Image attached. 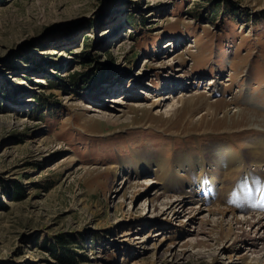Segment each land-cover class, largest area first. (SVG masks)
Returning a JSON list of instances; mask_svg holds the SVG:
<instances>
[{
  "label": "rangeland",
  "instance_id": "374dc122",
  "mask_svg": "<svg viewBox=\"0 0 264 264\" xmlns=\"http://www.w3.org/2000/svg\"><path fill=\"white\" fill-rule=\"evenodd\" d=\"M181 95L195 105L161 113ZM214 103L215 119L199 123ZM115 108L116 124L100 120ZM261 142L264 0H0V264H245L243 247L212 244L211 227L132 194L153 174L115 171L140 159L212 162L229 148L247 172L192 164L168 194L206 198L202 215L245 202L257 209L241 215L256 217L264 164L250 160ZM180 223L188 237L174 236Z\"/></svg>",
  "mask_w": 264,
  "mask_h": 264
},
{
  "label": "bare ground",
  "instance_id": "6f19581e",
  "mask_svg": "<svg viewBox=\"0 0 264 264\" xmlns=\"http://www.w3.org/2000/svg\"><path fill=\"white\" fill-rule=\"evenodd\" d=\"M185 96L189 97V95H181V98H182L181 100L180 99L177 100L173 98L171 103L165 102L163 100L162 101L163 103L159 106L163 107L164 113L161 112L162 108L157 109L158 110L157 113L161 112L162 114H166V115L171 114L172 116H175L176 113H178L179 111L181 112L183 111V109L185 108V105L186 106L188 105V107H193L195 105L196 98L191 97L186 100V99H183V97ZM215 105L216 103L208 105V108L205 111V115L199 118V121H198L199 123L203 122L207 118H210L213 120L215 119L216 117L215 116L216 115ZM136 108L143 110V105L136 106ZM116 112L118 113L122 111H120L118 108L116 111V108H115V111L109 114L101 113L100 120H102L105 123L116 124V122L118 121V117L115 114ZM234 114H236V116L239 119L244 118L245 116L244 114L240 112H235ZM227 115H228V111L224 115L222 114V117L223 116L225 117ZM247 121L249 123L248 125L251 126L252 128H257V127L259 128V121L254 116H250V117L248 116ZM263 145H264V142H261L259 146L252 145L251 149L253 150L251 153L252 155H255L258 160L251 159L250 160L251 164L255 166H259V163L264 164V147L263 148L260 147ZM223 150L224 152L222 153L220 150H218L220 151V153L213 154L214 160L211 159L212 162L210 160H207L201 157L199 159H196L197 157L194 158L193 155H189V156L186 155L185 157H176L172 165L170 164L166 165V163H164L163 161H152V160H144V159H140L136 164H133L132 166L129 163L121 162L119 164V167L115 171V176L116 177L119 175H121V177L128 176L133 181H138L140 180V177L142 176H145V175L149 176L150 173L153 174L154 180L151 179L153 183H150V181L146 179L143 180L144 182H147V184L145 185L141 184L140 187H134V188L130 187V190L133 191L132 194L133 195L135 194L143 195V193H147L148 195H147V198H145L144 200V204L147 203L151 208H153L152 210H154V208L156 209L157 206L160 207L159 213L164 214V211L169 212L171 210V212H169V215L174 217L175 219H178L180 215L181 216L184 215L183 218L191 217V219L188 220V225H192V226L196 225V231L203 229L206 225L211 227V229L209 230H210V234H212L211 236H213V238H211L212 244H215V245L217 244V246L230 245L231 249L228 248L227 246H226L227 248L225 247V249H227V251H230V252L231 251L234 252V250L237 251L239 246L243 247L244 251L239 255L238 260L243 261L245 264H264V216L262 215L264 213V209H263V212L261 211V213H258L257 211L259 210H257L256 212L258 213V215L256 217L255 216H252V217L243 216L241 215V212L254 213L251 211V209L255 210L257 209V207H255L254 205H252V207H248L249 205H247V203L245 204V202H242L244 204L239 202L238 204L235 205V204H232L227 199H225L226 201L225 203H221V204L217 203L216 205L218 208L217 210H215L216 208L214 210L206 209L207 214L202 215V212H204L205 207L207 205V203L205 202L206 198L198 200V199H194V197L191 195L189 196L182 195L174 199L173 196L170 197L168 194L170 192H175V189H171V188H174L180 182L178 180V176H180L181 174L180 172L184 173L185 170L192 171V167H191L192 164L197 165V166L194 165L195 169H198L199 167L203 165V166H209V168L213 170H215L218 167V169L220 170H224L227 168L228 169L234 168L236 170L240 168V170L242 169L245 172L248 171L249 166L244 164L242 157L241 159H238L236 157L237 155L235 156L232 152H230L231 150L229 151V148L228 149L224 148ZM260 157H263V158L260 159ZM69 159L72 160V158H69ZM172 166L175 168L174 170L175 175H172V172L174 173V171H172L173 168L171 169ZM153 167L154 168L156 167L157 170H152ZM220 170L215 171V172L218 173ZM197 179L200 180V176L197 177ZM122 184L123 183H120L119 187ZM125 185L126 183L124 182L123 186L121 187V190L124 188ZM156 185L157 186L159 185V188L153 191V188ZM137 188L138 189L140 188V189L137 190ZM128 189H129V186H128ZM148 196L149 197L151 196V197L148 198ZM189 203H195V205L200 204V206L199 207L196 206L197 208L192 209V208H189L188 206ZM200 214H201V217L199 216ZM194 215L195 217H193ZM197 216H199L200 218ZM156 221L158 222L159 220L156 219ZM168 225H170V223H168V220H167L165 224L160 225V226L158 225L156 227H160L159 230H161L162 229L161 226L166 227ZM171 227L172 226H170V228ZM185 229H186V225H182V223H180L178 225V230L176 228L177 233H175L174 236L181 237L182 235L185 234V236L188 237L191 231H186ZM196 231L193 236L194 238L191 239L190 242L195 241V245L197 246L198 251H200L202 249V246H204L205 244L203 242L199 244L198 242L199 240L197 239L198 233H196ZM171 233L173 234L174 231H171ZM204 236L205 235H203V237ZM214 241L216 243H213ZM209 244L212 245L210 242ZM172 245H175V244H172ZM198 245L200 246L198 247ZM153 250H156V249H153ZM174 257H175V253H172L171 251L170 258L174 259ZM228 259L230 260L231 257L229 256Z\"/></svg>",
  "mask_w": 264,
  "mask_h": 264
},
{
  "label": "trees",
  "instance_id": "16d2710c",
  "mask_svg": "<svg viewBox=\"0 0 264 264\" xmlns=\"http://www.w3.org/2000/svg\"><path fill=\"white\" fill-rule=\"evenodd\" d=\"M87 83V82H86Z\"/></svg>",
  "mask_w": 264,
  "mask_h": 264
}]
</instances>
